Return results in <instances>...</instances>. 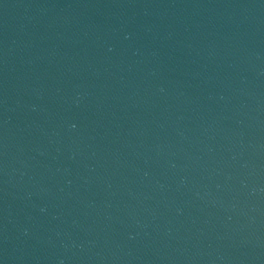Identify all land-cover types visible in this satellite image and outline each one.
Here are the masks:
<instances>
[{"label":"water","instance_id":"95a60500","mask_svg":"<svg viewBox=\"0 0 264 264\" xmlns=\"http://www.w3.org/2000/svg\"><path fill=\"white\" fill-rule=\"evenodd\" d=\"M0 264H264V0H0Z\"/></svg>","mask_w":264,"mask_h":264}]
</instances>
